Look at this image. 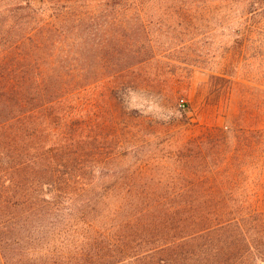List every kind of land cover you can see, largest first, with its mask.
Returning a JSON list of instances; mask_svg holds the SVG:
<instances>
[{"label": "rangeland", "instance_id": "1", "mask_svg": "<svg viewBox=\"0 0 264 264\" xmlns=\"http://www.w3.org/2000/svg\"><path fill=\"white\" fill-rule=\"evenodd\" d=\"M257 1L261 0H0V78L82 77L86 85L106 76L98 64L115 62L120 45L132 42L153 47L154 87L146 95L131 94L125 108L139 110L164 127L147 128L137 121L114 127L117 114L106 105L101 86L87 85L71 105L81 109L85 138L88 143L96 141L97 159L123 142V155L109 165L101 163L99 173L121 175L142 169V180L118 186L156 191L168 198L197 185L199 160H195V142L188 147L183 144L188 139L210 128L264 132V115L259 114L264 105V0L260 5ZM253 14L252 21H244ZM5 95L0 87V111L17 108L16 100L8 102ZM8 153L18 159V152ZM16 159L0 165V192L11 187L8 199L21 218L22 195L28 191L29 203H33L35 182L32 169L23 172ZM98 215L97 229L113 225V217L106 221L104 213ZM155 235L104 237L89 232L76 235L79 238L71 236L68 243L5 236L0 239V264H70L72 257L87 252L76 250L74 244L87 245L90 257L109 254L117 262L134 253L123 251L124 245L140 243L144 251L156 250L141 252V260L130 264H222L224 260H229L224 264H264V255L258 252L200 253L195 250V239Z\"/></svg>", "mask_w": 264, "mask_h": 264}, {"label": "trees", "instance_id": "2", "mask_svg": "<svg viewBox=\"0 0 264 264\" xmlns=\"http://www.w3.org/2000/svg\"><path fill=\"white\" fill-rule=\"evenodd\" d=\"M257 3L260 5L262 0ZM254 17L253 14L244 21H252ZM119 27L122 29L124 23ZM134 44L117 47L119 56L115 62L99 63V70L107 74L90 84L85 85L82 77L0 78L6 100L15 99L17 103L15 109L0 111V165L13 163L16 158L8 152L16 151L17 165L22 166L23 172L30 167L35 182L34 202L29 203L28 191L22 195L21 218L17 207L8 199L11 187L0 192V239L26 235L68 243L71 236L79 238L76 235L89 232L104 237L123 234L149 238L156 234L178 236L174 240L195 239V250L200 253L241 255L254 251L264 255V132L260 130L210 128L184 142L185 147L195 142V160H199L195 172L197 185L168 197L174 199L160 197L156 191L118 186L126 181L142 180V169L121 175L99 173L101 163H112L123 155L124 147L118 141L116 149L108 150L99 160L96 141H86L81 109H75L71 103L87 85L105 90L106 105L117 114L114 127L130 126L131 121L152 129L154 124L165 126L139 110L125 108L131 94L139 91L146 95L154 87L151 70L154 49ZM262 106L259 114L264 115ZM133 114L136 116L131 117ZM110 181L115 182L108 187ZM96 211L104 213L103 220L113 217L110 219L113 225L108 223L103 230L97 229L95 215L97 218L100 215ZM138 245H124L123 251L133 250V255L113 262L112 255L90 257L87 245L80 248L74 244L76 250L87 252L72 257L70 264L138 263L145 248L142 243ZM86 257H90L89 261Z\"/></svg>", "mask_w": 264, "mask_h": 264}]
</instances>
